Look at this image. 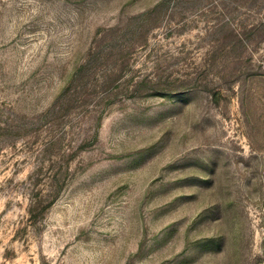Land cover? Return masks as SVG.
Wrapping results in <instances>:
<instances>
[{
  "label": "rangeland",
  "instance_id": "rangeland-1",
  "mask_svg": "<svg viewBox=\"0 0 264 264\" xmlns=\"http://www.w3.org/2000/svg\"><path fill=\"white\" fill-rule=\"evenodd\" d=\"M0 264H264V0H0Z\"/></svg>",
  "mask_w": 264,
  "mask_h": 264
}]
</instances>
